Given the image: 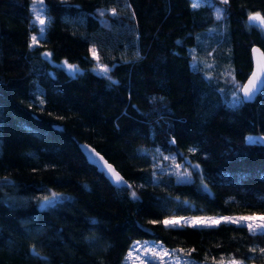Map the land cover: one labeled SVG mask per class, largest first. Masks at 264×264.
I'll return each instance as SVG.
<instances>
[{
    "label": "trees",
    "instance_id": "16d2710c",
    "mask_svg": "<svg viewBox=\"0 0 264 264\" xmlns=\"http://www.w3.org/2000/svg\"><path fill=\"white\" fill-rule=\"evenodd\" d=\"M196 2L0 0V264H127L136 240L183 249L187 264H264V234L243 225L150 223L264 214V142L245 139L264 137V86L233 103L250 47L264 52L248 21L264 0ZM80 143L127 185L109 184ZM52 193L65 197L48 205Z\"/></svg>",
    "mask_w": 264,
    "mask_h": 264
},
{
    "label": "snow or ice",
    "instance_id": "6c2138e0",
    "mask_svg": "<svg viewBox=\"0 0 264 264\" xmlns=\"http://www.w3.org/2000/svg\"><path fill=\"white\" fill-rule=\"evenodd\" d=\"M222 3L227 4L228 0H222ZM34 4L38 5L39 7L43 8V0H34ZM192 7H199V3L196 2V0H193ZM35 11V9H34ZM222 10H218V15L220 14ZM113 15L116 14V10H112ZM101 15H104L103 12H101ZM35 21L39 22V25H41L39 29V36H43L44 34V27L46 21L45 18L39 13L35 12ZM248 21L250 24H255L258 27H261L264 29V15H261L260 12L250 13L248 16ZM32 43L30 44V47L33 45H36L39 43V38L37 35H33L31 37ZM92 55L94 58L97 59V69L99 74L101 75H107L109 72V68L107 66H104L103 64L99 63V57L96 54V49H91ZM253 52L256 53V67L253 70L252 74L250 75L247 83L241 85L239 82H236L233 80V83L236 85L237 91L233 92V97L235 98L233 103L239 104L242 102V100L250 99L253 94L260 88L261 86H264V52H260L259 49H253ZM47 55V53L45 54ZM68 68L72 71H77L75 66L68 65ZM109 79H111L109 77ZM238 93H243V96H239ZM43 103V101H41ZM250 143H254L257 141L264 142V137H248L247 138ZM174 143V141H173ZM87 151V148L85 149ZM190 151H195V149H190ZM91 158V153H89ZM99 155L98 153L96 154ZM103 159L102 157L100 158ZM164 160H171L174 165V171L175 174L178 176V178H188L191 176V173L188 172L187 168H184L183 164H177L175 163V154L172 156H166L163 158ZM96 163H99V161H95ZM106 164V162H105ZM108 168V171L111 173L110 179L113 180L114 183L117 185H121L126 183V181L123 180V177L119 175L112 167L111 165H106ZM159 165H157L158 167ZM194 168H198V165L192 166ZM183 169V170H181ZM59 193H52L51 197L45 196L43 197V200L46 202H54L57 197H59ZM133 198L136 197V193H132ZM221 221L224 222H231L235 224H241L246 223L249 232H251L253 235L257 234L258 232L261 234H264V214L257 215L255 213L251 215H241L237 217H221L219 219L212 218V217H192L191 220H188L184 217H172V218H166L163 221H150L152 224L156 223H162L165 227H177L181 226L183 223H190L192 226H206L211 227L215 226L221 223ZM184 252L183 249H173L168 250L165 249L162 245L157 246L156 242H148V241H134L133 245L130 247V250L127 254L126 259L131 260L132 264H153V261L159 260V264H165V258H171L174 261V264H181L182 257H179L176 255L177 252ZM193 250L189 249L186 253V255L190 254ZM252 251H255V249H252ZM261 253H264V249H260ZM33 252L35 253V249H33ZM36 255H39V253H35ZM187 264V262H185ZM220 264H224L223 258H221ZM227 264H243L242 261H237L235 259H232L227 262Z\"/></svg>",
    "mask_w": 264,
    "mask_h": 264
},
{
    "label": "water",
    "instance_id": "95a60500",
    "mask_svg": "<svg viewBox=\"0 0 264 264\" xmlns=\"http://www.w3.org/2000/svg\"><path fill=\"white\" fill-rule=\"evenodd\" d=\"M259 49L257 46H251L250 49H249V56H250V63H251V66H250V71L247 75V77L245 78V80L242 82L241 85L247 83L250 75L252 74L253 70L255 69L256 67V60H255V57H256V53L253 52V49ZM260 50V49H259ZM260 52H262L260 50ZM263 86H261L260 88H258V90L253 94V96L250 98V99H247V100H242V102H252L254 100V98L256 97V95L259 93V91L262 89ZM239 96H243V93H238ZM79 149L81 151V153L83 154V156L85 157L86 161L91 164L92 166H94L96 168V170L100 173L103 174V176L109 181V184H111L112 186H115V187H120V186H126L127 185V182L124 183V184H121V185H117L116 183L113 182L112 179H110L111 177V173L108 171V168L106 165H111L105 158L104 156H102L99 152H97L92 146L88 145V144H85V143H80L79 144ZM87 148V151L85 150ZM89 153H91V158H90V155ZM99 154L98 156L96 154ZM103 158L102 160L100 158ZM95 161H99V163H96L94 162ZM106 162V164H105ZM111 167L115 170V168L111 165ZM116 171V170H115ZM117 172V171H116ZM118 173V172H117ZM120 175V174H119ZM121 176V175H120ZM122 177V176H121ZM124 180V179H123ZM125 181V180H124ZM10 182L9 179H6V178H0V183H8ZM65 196H62L60 195L59 197L57 198H64ZM57 198L55 199V201L57 200ZM54 201V202H55ZM54 202H46V204H53Z\"/></svg>",
    "mask_w": 264,
    "mask_h": 264
},
{
    "label": "rangeland",
    "instance_id": "374dc122",
    "mask_svg": "<svg viewBox=\"0 0 264 264\" xmlns=\"http://www.w3.org/2000/svg\"><path fill=\"white\" fill-rule=\"evenodd\" d=\"M40 27H41V25H40ZM43 27H44V25H43ZM40 29V28H39ZM39 32V31H38ZM39 35V34H38ZM68 65H70V64H67V63H65V62H62L61 64H60V66L62 67V68H64L67 72H69L70 74H74L75 72H77V71H72V70H70L69 68H68ZM74 66V65H73ZM76 67V66H75ZM76 69H77V67H76ZM97 69V62L95 63V65L93 66V68H92V70L94 71V72H96V73H98L99 74V72H98V70H96ZM248 137H260L259 135H248V136H246L245 137V139L248 141ZM249 142V141H248ZM259 142V141H258ZM241 215H251V214H240V215H199V216H176L177 218H179V217H184V218H187L188 220H191V218L192 217H205V218H208V217H212V218H216V219H219V218H221V217H237V216H241ZM258 215V214H257ZM168 218H172V217H168ZM166 219V218H165ZM164 220V219H163ZM162 220V221H163ZM221 223H231V222H224V221H221ZM233 224H235V223H233ZM164 225V224H163ZM182 225H189V226H192L190 223H183L182 222V224H181V226ZM236 225H243V226H245L247 229H248V227H247V224L246 223H241V224H236ZM137 241V240H136ZM144 241H148V242H153L152 240H144ZM134 242V241H133ZM133 242L130 244V247L133 245ZM156 244H157V246H159V245H161L160 243H158V242H156ZM130 247H129V249L127 250V253H126V255H125V262L127 263V264H132V261L131 260H128V259H126V257H127V254H128V252H129V250H130ZM166 249V248H165ZM228 261H230V260H227V261H225L224 262V264H227V262ZM153 264H159V260L157 259L156 261H153ZM165 264H174V261L171 259V258H168V257H166L165 258ZM181 264H185V261L184 260H181Z\"/></svg>",
    "mask_w": 264,
    "mask_h": 264
}]
</instances>
